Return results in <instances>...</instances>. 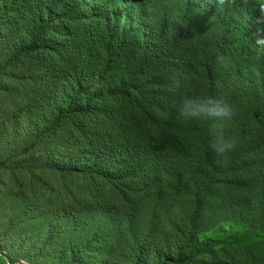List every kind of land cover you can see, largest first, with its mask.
<instances>
[{"label": "trees", "instance_id": "obj_1", "mask_svg": "<svg viewBox=\"0 0 264 264\" xmlns=\"http://www.w3.org/2000/svg\"><path fill=\"white\" fill-rule=\"evenodd\" d=\"M262 6L0 0V24L14 12L27 23L14 60L30 59L61 95L40 134L67 131L54 162L60 178L119 190L120 203L91 210L132 237L126 264H264V46L255 42L264 39ZM185 94L235 107L225 125L241 137L233 153L218 156L208 124L178 116ZM82 251L72 248L71 259L88 264ZM0 264H8L1 254Z\"/></svg>", "mask_w": 264, "mask_h": 264}, {"label": "rangeland", "instance_id": "obj_2", "mask_svg": "<svg viewBox=\"0 0 264 264\" xmlns=\"http://www.w3.org/2000/svg\"><path fill=\"white\" fill-rule=\"evenodd\" d=\"M19 18L14 12L0 24V254L8 264H80L70 250L87 247L82 254L88 264H126L132 237L124 225L111 229L91 210L120 203L119 190L62 180L54 162L66 129L40 137L61 95L49 92L30 59L14 60L13 50L27 39V23ZM173 209L180 212L176 204ZM228 226L220 223L210 232Z\"/></svg>", "mask_w": 264, "mask_h": 264}, {"label": "clouds", "instance_id": "obj_3", "mask_svg": "<svg viewBox=\"0 0 264 264\" xmlns=\"http://www.w3.org/2000/svg\"><path fill=\"white\" fill-rule=\"evenodd\" d=\"M257 22L264 23V6L260 8ZM255 42L264 46L262 38H257ZM177 113L186 120L203 121L208 124L209 147L218 156H227L240 146L241 137L238 133L225 132L226 122L236 115V109L224 99L213 95L185 94L178 101Z\"/></svg>", "mask_w": 264, "mask_h": 264}]
</instances>
